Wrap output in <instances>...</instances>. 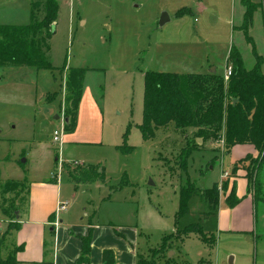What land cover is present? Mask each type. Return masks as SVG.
<instances>
[{
  "label": "rangeland",
  "instance_id": "obj_1",
  "mask_svg": "<svg viewBox=\"0 0 264 264\" xmlns=\"http://www.w3.org/2000/svg\"><path fill=\"white\" fill-rule=\"evenodd\" d=\"M44 1H34L40 18ZM29 2L0 0V25H29L31 20L26 8ZM58 2L61 9L52 27V38L49 45H42L45 54V48L50 47L48 60L53 70L36 74L37 102L33 106L28 101L22 102L12 73L6 77L4 90L10 93V98L9 103L2 105L5 115L0 110V179H24L26 183L0 184V215L3 210L8 225L19 222L26 207L28 186L47 181L52 174L56 178L59 158L61 162L71 163L62 165L63 173L58 178L63 199L70 201L69 212L62 213L60 220L75 226H87L90 222L94 227L113 228L119 238L122 235L117 232L126 229V244L135 260L149 264L153 261L157 264H264L263 201L254 205L250 233L221 234L216 231V218L205 216L217 213L207 205L205 191L218 184L219 203H226L235 179L240 178L238 175L247 179V170L258 160L259 153L248 156L254 148L245 146L229 152L222 142L223 135L220 140L205 142L197 137L196 130H179L174 124L159 129L149 142L143 141L139 130L143 123L146 71L158 69V72L176 75L191 71L196 75L203 73L204 65L205 71L216 69L218 76H222L227 72L232 47L241 53L247 70L254 67L253 48L244 31L238 29L244 18L241 0ZM183 9L192 12L177 18L176 14ZM163 13L169 15L170 22L160 29ZM193 36L198 37L193 39ZM249 36L255 43L256 53L264 59L261 10L254 16ZM69 68L90 69L92 73L79 106L81 114L77 123L80 126L66 131L63 118L72 121L76 115L74 91L69 88ZM56 115L62 120H55ZM128 130L127 146L132 151L124 153L123 137ZM55 131L62 134L58 143L53 141ZM199 139L202 141L198 142ZM71 141L75 145L61 148L60 143ZM189 152H192L190 156ZM96 173L102 174L99 181L92 182ZM260 175L264 183V165ZM189 184L197 192L190 203V217L181 220L179 228L200 223L205 234L214 237L217 244L207 245L198 236L191 235L183 242L172 239L155 256L153 251L160 248L162 239L175 232L179 193ZM243 186L240 182L237 192L241 193ZM248 193L253 196L252 191ZM108 198L113 203L116 201V205L103 204ZM8 227H4V234ZM74 233L71 230L68 234L77 236ZM47 246L45 263L53 264L49 239ZM3 248L6 259L13 249L9 236L4 239ZM122 261L126 262L124 257Z\"/></svg>",
  "mask_w": 264,
  "mask_h": 264
},
{
  "label": "trees",
  "instance_id": "obj_2",
  "mask_svg": "<svg viewBox=\"0 0 264 264\" xmlns=\"http://www.w3.org/2000/svg\"><path fill=\"white\" fill-rule=\"evenodd\" d=\"M43 17L37 15L33 3L32 22L25 27L0 26V68L7 66H27L37 70L52 71L53 66L48 60L49 46L42 50V45H49L53 32L52 27L58 19L60 5L58 0H45L41 4ZM245 9L244 22L241 31H244L252 46L255 65L251 70L245 67L244 59L235 47H232L228 67L232 68V75L226 81L216 74L179 76L171 73L146 72L144 75V110L143 123L139 126L144 142L154 139L156 132L170 124L179 130L193 129L197 137L203 141H217L224 137L226 149L230 152L238 145H252L259 153L258 160L252 168L247 170L248 192H253V202H264V183L260 172L264 165V59L256 53L255 43L249 36L253 25L254 15L261 10L264 16V0L260 3L254 0H241ZM191 10H182L176 14L182 18L191 14ZM248 41V42H249ZM48 50V51H47ZM88 70H70V89L74 95V110L82 99L83 84ZM68 118V117H67ZM74 120L66 124V131H71L76 125ZM129 130L124 135V153L132 151L127 146ZM193 152V151H192ZM188 153V156L192 154ZM59 163V158L56 159ZM102 173H96L92 182L99 181ZM72 176V175H70ZM73 177V176H72ZM74 178V177H73ZM197 190L188 185L179 193V209L175 216V232L162 239L163 244L154 250L155 256L160 255L166 244L172 239L184 241L191 235L198 236L205 244L215 245L214 237L205 234L200 223H193L179 228L181 220L190 215V203L195 198ZM218 184L205 191V199L211 210L219 206ZM232 197V198H231ZM240 203L236 196V183L232 194L227 198V206L234 208ZM213 213L205 214L209 217ZM50 220L54 221L55 216ZM18 222L9 225L6 234L0 237V252L4 248L5 237L20 229ZM118 233V232H117ZM92 234L81 238L82 253L77 264H90L92 248ZM119 234V233H118ZM120 236V234H119ZM212 239V240H211ZM24 245L13 247L11 254L6 258L0 257V264H18L17 255L24 251ZM103 264H117L113 250H105L102 255ZM138 264H149L140 259ZM150 264H157L153 261Z\"/></svg>",
  "mask_w": 264,
  "mask_h": 264
},
{
  "label": "crops",
  "instance_id": "obj_3",
  "mask_svg": "<svg viewBox=\"0 0 264 264\" xmlns=\"http://www.w3.org/2000/svg\"><path fill=\"white\" fill-rule=\"evenodd\" d=\"M34 1L36 0H30L29 4L26 6L31 20L30 23L32 22V6ZM244 14H245V9H244ZM243 22H244V18H243ZM243 22L241 26L238 27V29L242 27ZM0 26L25 27L19 25L18 26L0 25ZM188 34H190V32ZM188 37L192 38V36H188ZM196 37L198 36H193V39H196ZM178 41L181 42V40ZM227 68H228V59H227ZM71 69L72 68H69V70ZM73 69H84V68H73ZM204 69L205 66L203 65L201 69V72L203 73H199L196 75H210V74L218 75L216 69H213L212 71H205L206 69L205 70ZM89 70L90 69H88V72L84 80L82 96L85 89L87 78L92 73ZM0 71H1L0 72V110H2V115H5V111L3 109L4 107L2 105H4L5 102L9 103V98H10V93L4 90V87H7L6 77L8 76L9 73H12L13 75L11 76V78H13L14 80L13 84L17 86L16 93L20 97L22 102L28 101L31 103V106H33L34 103L37 102L38 76H36V74H38L43 70H37L35 68H31L27 66H7L5 68L0 69ZM150 72H158V69L156 70L153 69ZM185 75H195V74H192L191 71H186L185 74L182 75L179 74V76H185ZM221 77L225 78L226 80V74L222 75ZM103 91L104 89H102V92ZM48 93L51 92H47L45 94ZM102 96L104 99V93ZM81 103H83L82 99L80 104ZM79 106L76 112V119H75L77 126L75 125V128L73 130L75 129L77 130L78 127L80 126L77 123L79 122V117L81 114ZM1 119L2 117H0V120ZM63 119L65 123L66 118ZM60 120H62L61 117ZM73 144H74L73 141H71L70 143H64V142L60 143L62 149H64L65 146H70ZM238 146L254 148L253 152L251 154H248V156L250 155L256 156V153H258L255 147L252 145H238ZM236 148L237 146L234 147L232 150H235ZM66 163L67 162H61L59 159V163H58L59 165H57L58 174L55 173L57 174L56 178H53L52 177L53 174H52L47 181L44 180L36 183H31L30 187L28 186L26 207L22 217L20 216V220L18 222L21 227L18 231L13 232L12 235L9 236L10 241H12L13 247H19L22 245H24L25 247L24 251L17 255L18 264H46L45 260H46V251L48 248L47 246L48 239L51 241V249L54 253L53 264H77V261L82 253L81 238L88 236L90 230L93 231L90 264H103L102 255L105 250H113V251L115 250L114 253L116 255L117 264H138L140 259L136 258L135 260V258L131 255L132 249L130 248V246L126 244V240H128L126 236L127 233L126 229H120L118 231V233L122 235V238H119L118 236L116 237L113 228L110 230L109 228H103L99 226L94 227V225L90 222L88 223L87 226H83V225L75 226V225L67 224L63 220H60L61 214L68 213L70 210L69 208L70 201H66L63 199L62 185L58 180L59 176H61V174L63 173L62 165ZM78 163L85 165V163L83 162H78ZM67 164H71V163H67ZM238 176H240V178L238 179L236 178L235 183H236V196L238 197V199H240V203L234 208H230L226 205V203H222V201H220L217 209V213H215L214 216L208 217V218L211 217L216 218V231L221 234H225V233L246 234L251 232L255 204L253 202L252 196L248 193V180L246 179L245 176L242 175H238ZM22 181L23 182L25 181L26 183V180L24 179L7 180V181L5 180L1 181L0 179V184L3 185L7 182H22ZM240 182L244 184L243 191L241 193L239 191L237 192V188L240 185ZM0 191H2L1 188ZM246 193H248L247 196H245ZM60 202H68L69 206L66 211L62 212L61 214H58L57 209ZM103 204L115 206L116 201L113 203L111 199L108 198L103 200ZM190 214H191V210H190ZM53 216H55L54 221L50 220ZM93 217H95V212L93 214ZM6 218H7L6 214L2 210V213L0 215V237L4 234V229H5L4 227L9 226ZM110 225L111 223L108 226L110 227ZM71 230H74L75 233H77L76 234L77 236L69 235L68 233ZM216 244L217 243H215V245ZM131 246H133V244ZM0 257L4 259V249L1 250ZM123 257L125 258L126 262L122 261Z\"/></svg>",
  "mask_w": 264,
  "mask_h": 264
},
{
  "label": "built area",
  "instance_id": "obj_4",
  "mask_svg": "<svg viewBox=\"0 0 264 264\" xmlns=\"http://www.w3.org/2000/svg\"><path fill=\"white\" fill-rule=\"evenodd\" d=\"M231 75H232V68L228 67L227 72H226V80H228ZM61 137H62V134L59 131H55L54 135H53V141L55 143H58L62 140ZM222 142L224 143V138H223ZM227 176H228V174L226 173L225 177H227ZM68 206H69L68 202H60L58 205L57 213L61 214L62 212L66 211Z\"/></svg>",
  "mask_w": 264,
  "mask_h": 264
},
{
  "label": "water",
  "instance_id": "obj_5",
  "mask_svg": "<svg viewBox=\"0 0 264 264\" xmlns=\"http://www.w3.org/2000/svg\"><path fill=\"white\" fill-rule=\"evenodd\" d=\"M170 22V17L167 13H163L162 14V17L160 18L159 20V28L162 29L164 28L168 23ZM54 32V30L52 31ZM55 120H60V117L59 116H56L55 117ZM70 120L68 118L65 119V124H69ZM202 141L201 139L198 140V142ZM150 186H154V183L153 182H150L149 183Z\"/></svg>",
  "mask_w": 264,
  "mask_h": 264
}]
</instances>
